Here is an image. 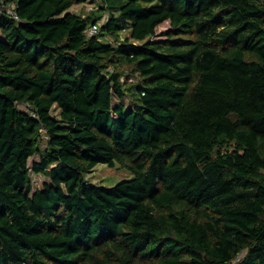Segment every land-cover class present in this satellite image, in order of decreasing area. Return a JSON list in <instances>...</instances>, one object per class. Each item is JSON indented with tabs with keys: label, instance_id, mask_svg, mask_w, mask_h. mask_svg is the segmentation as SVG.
Masks as SVG:
<instances>
[{
	"label": "trees",
	"instance_id": "16d2710c",
	"mask_svg": "<svg viewBox=\"0 0 264 264\" xmlns=\"http://www.w3.org/2000/svg\"><path fill=\"white\" fill-rule=\"evenodd\" d=\"M87 1L0 0V264H264V0Z\"/></svg>",
	"mask_w": 264,
	"mask_h": 264
},
{
	"label": "rangeland",
	"instance_id": "374dc122",
	"mask_svg": "<svg viewBox=\"0 0 264 264\" xmlns=\"http://www.w3.org/2000/svg\"><path fill=\"white\" fill-rule=\"evenodd\" d=\"M99 2L98 0H88L83 4H75L71 7L70 11L74 13H80L82 15H87L94 9H98ZM108 18L107 14L101 19V23L104 22ZM169 27V23L165 22L158 28V32L164 31ZM120 36V40L125 38V35L128 32H122ZM109 40L114 41L113 37H109ZM129 100V98H128ZM38 157L35 156L31 158L30 162L32 163L34 160H37ZM31 177L33 181V189H38L42 183L46 180V176L43 174H36L33 171L31 172ZM87 179L95 184L103 185V186H113L121 181L130 180L134 178V174L126 167H122L120 164H116L114 166H110L105 163H100L96 167H94L91 171H89L86 175ZM33 190V191H34Z\"/></svg>",
	"mask_w": 264,
	"mask_h": 264
},
{
	"label": "built area",
	"instance_id": "2783aa9c",
	"mask_svg": "<svg viewBox=\"0 0 264 264\" xmlns=\"http://www.w3.org/2000/svg\"><path fill=\"white\" fill-rule=\"evenodd\" d=\"M8 11L12 14H14L16 17V13L13 11V9H8ZM101 28V21L97 22V23H93L89 28H88V33L90 35H97L100 31Z\"/></svg>",
	"mask_w": 264,
	"mask_h": 264
}]
</instances>
